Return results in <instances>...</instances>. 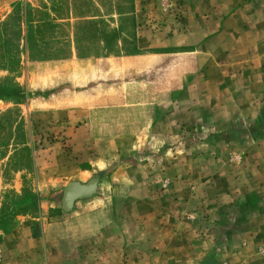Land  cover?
Masks as SVG:
<instances>
[{
    "label": "rangeland",
    "instance_id": "obj_1",
    "mask_svg": "<svg viewBox=\"0 0 264 264\" xmlns=\"http://www.w3.org/2000/svg\"><path fill=\"white\" fill-rule=\"evenodd\" d=\"M73 2L72 33H29L23 7L0 16V217L60 206L66 184L87 181L67 156L110 140L107 167L89 179L114 223L98 234L85 219L48 228L85 238L63 246L69 264H264V92L259 111L246 100L264 86L246 83L240 64L196 67V0ZM209 7L222 28L230 6ZM29 192L38 208L23 210Z\"/></svg>",
    "mask_w": 264,
    "mask_h": 264
},
{
    "label": "crops",
    "instance_id": "obj_2",
    "mask_svg": "<svg viewBox=\"0 0 264 264\" xmlns=\"http://www.w3.org/2000/svg\"><path fill=\"white\" fill-rule=\"evenodd\" d=\"M73 1L0 0V16L2 18L13 9L23 7L26 10V29L29 33H42L45 31L72 33L74 21L78 19L74 13ZM217 1L222 2L224 6H230L225 13V17L221 16L222 28L216 27L215 23L219 13L215 11L216 9L213 10L212 7H209ZM194 3L199 5L200 14L196 17V20H198V32L194 33L195 36L199 37V42L189 53H192L196 67L199 70H204L205 73L208 71L211 74L212 69L217 67L218 61L221 68L224 67L226 69H234L240 64V68L250 69L246 76V83H260L258 85L264 86V13L261 12L264 8V0H196ZM204 5H207L209 9L201 10V6ZM232 5L237 7L233 9ZM249 10L250 12H248ZM216 52L218 54L223 52L225 54L224 60L220 59V55L216 56ZM21 53L27 56L28 51L22 48ZM208 84L209 86L213 84V78L208 77ZM263 92L264 87H261L259 94L250 93V95L246 96V100L250 99L255 102L250 105L254 111H259V106L262 107L260 100L259 106L256 105V95L261 97ZM37 99L35 98L33 101L35 107L41 106V103L39 104L35 101ZM94 100L99 102L100 106H104L102 102L105 101V96L103 94L102 98H99L98 95ZM97 105L99 106V104ZM88 115L85 114L82 117L86 118ZM73 118L72 116L70 117V119ZM85 122L82 127L92 130L90 120L87 119ZM104 143V146L111 149L110 140L102 142L100 146L97 142L93 144L90 140L88 142L89 145L82 147L83 153H79L76 157L77 159H73V155L72 159L71 156H67L70 159V163L74 164V168L83 172V181L90 180L89 177L93 176L95 171L98 173L107 167L108 157H106L105 152H102L104 148H101ZM95 149L99 150V155L96 154ZM90 150H93V152H90ZM65 154L67 155V153ZM36 172L41 176L42 170L39 167V162L36 165ZM19 173V170L14 173L16 174L15 188L12 189L15 195L21 194ZM85 175H87V178ZM51 177L56 179L53 174ZM82 178H79V180ZM78 200L80 201L76 202V200L72 210L68 212L64 211L60 205L51 206L49 209H39L37 216H30L29 214L16 215L14 227L7 232L0 229V264H52L56 258L66 256L63 246L67 245L68 250L72 249L71 251H73L79 244L84 243V237L73 239L74 243H71L66 232L58 237H55L57 234L51 233L49 234L50 238H48L47 232L50 225L57 227L64 224L67 227L72 225L75 227L76 223L85 219L93 227L91 234H98L99 232H104L103 230L106 227L114 223L112 221L113 210L107 203V196L103 198L95 195ZM1 206L0 203V212ZM59 208L61 212L57 211ZM49 213L54 215L49 216ZM35 223L39 224V229ZM32 230H35L38 236H34ZM53 253H59L60 255H53ZM71 254L72 252L66 256V264H69L67 257H71Z\"/></svg>",
    "mask_w": 264,
    "mask_h": 264
},
{
    "label": "water",
    "instance_id": "obj_3",
    "mask_svg": "<svg viewBox=\"0 0 264 264\" xmlns=\"http://www.w3.org/2000/svg\"><path fill=\"white\" fill-rule=\"evenodd\" d=\"M98 177H93L85 183L69 182L63 189L61 207L64 211L72 210L74 202L78 199L90 198L96 193Z\"/></svg>",
    "mask_w": 264,
    "mask_h": 264
},
{
    "label": "trees",
    "instance_id": "obj_4",
    "mask_svg": "<svg viewBox=\"0 0 264 264\" xmlns=\"http://www.w3.org/2000/svg\"><path fill=\"white\" fill-rule=\"evenodd\" d=\"M27 39H28V36L25 35L26 46H27ZM26 49H27V47H26ZM17 90H19V89H17ZM23 95H24V93H23ZM23 95H22V100L24 99ZM0 99H2L1 96H0ZM17 100H20V98H18ZM28 195H29V197H31L32 204L31 205H28V203L23 204V206H22L23 210H25L28 207H32V206L35 208H38L37 203H36L37 195L30 194V192L28 193ZM19 208H20V206H16V208L13 210V208L11 207V209L8 213L2 215L3 218L0 217V229H3V231L7 232L10 230V228L15 226V224H16L15 216L20 214L17 212L19 210ZM57 211L61 212V209L59 208V209H57ZM1 212H2V209H1ZM1 212H0V214H1ZM22 214H24V213H22ZM53 215L54 214L49 213V216H53ZM35 225L37 226V223H35ZM32 234L34 236H38V233L35 230H32ZM0 241H1V235H0Z\"/></svg>",
    "mask_w": 264,
    "mask_h": 264
}]
</instances>
